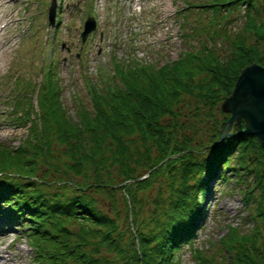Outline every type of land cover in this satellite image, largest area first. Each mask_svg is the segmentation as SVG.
Returning <instances> with one entry per match:
<instances>
[{
    "label": "trees",
    "instance_id": "1",
    "mask_svg": "<svg viewBox=\"0 0 264 264\" xmlns=\"http://www.w3.org/2000/svg\"><path fill=\"white\" fill-rule=\"evenodd\" d=\"M214 1L196 9L212 10L192 31L202 46L161 66L114 54L113 74L88 80L91 103L78 102L75 120L55 71L39 84L40 114L23 110L28 131L35 126L28 142H0V234H25L37 264H183L211 182L226 172L244 184L252 226L228 229L217 264H264V151L254 134L232 127L222 137L231 114L222 102L241 69L264 65V0ZM241 11V31H229Z\"/></svg>",
    "mask_w": 264,
    "mask_h": 264
},
{
    "label": "rangeland",
    "instance_id": "2",
    "mask_svg": "<svg viewBox=\"0 0 264 264\" xmlns=\"http://www.w3.org/2000/svg\"><path fill=\"white\" fill-rule=\"evenodd\" d=\"M52 1L0 0V16L2 9L8 14L6 19L0 20V27L4 26L0 34V142L11 149L27 143L34 132V124L28 131L22 122L25 120L23 110L32 105V117L40 114L37 90L39 84L49 83L50 70L55 71L54 81L59 85L61 99L75 120L78 102L86 106L91 103L88 80L102 81L113 74L114 54L156 66L177 59L185 49L203 44V36H194L192 31L198 24L197 17L209 19L212 10L205 9L208 14L205 16L196 9L218 2L56 0V18L61 22L54 24L57 25L55 28L48 19ZM89 7L90 15L98 20V28L82 42L81 30ZM183 7L186 8L182 10ZM183 13L188 15L187 23ZM262 16L264 18V14ZM231 19L227 29L241 31L245 21L243 11L234 12ZM216 43L219 52L229 49L222 36ZM20 113L23 115L19 116ZM62 149L56 143L55 150L60 153ZM61 155L64 156L62 152ZM226 173L230 177L228 180L211 182L204 223L195 241L179 251L183 264H202L199 253L209 259L208 264L221 263L225 252L222 240L228 229L236 227L245 231L252 226L241 188L244 184L235 182L237 175ZM54 176V173L50 174V177ZM1 254L4 256L0 264H37L30 243L21 232L0 234Z\"/></svg>",
    "mask_w": 264,
    "mask_h": 264
},
{
    "label": "water",
    "instance_id": "3",
    "mask_svg": "<svg viewBox=\"0 0 264 264\" xmlns=\"http://www.w3.org/2000/svg\"><path fill=\"white\" fill-rule=\"evenodd\" d=\"M57 15V3L53 0L48 11V19L51 25L55 24ZM96 28V18L89 16L81 32L84 42L88 34ZM222 109L230 112L223 128L222 137L233 132H245L254 134L260 140L264 151V65L258 62L245 65L236 80L232 92L222 102ZM244 119L245 127L242 126ZM162 163V162H161ZM159 163L154 168L161 165ZM144 178V177H142ZM141 178V179H142Z\"/></svg>",
    "mask_w": 264,
    "mask_h": 264
},
{
    "label": "bare ground",
    "instance_id": "4",
    "mask_svg": "<svg viewBox=\"0 0 264 264\" xmlns=\"http://www.w3.org/2000/svg\"><path fill=\"white\" fill-rule=\"evenodd\" d=\"M1 4H2V3H0V6H1ZM6 14H7V13H6V12H3V9H2V13H1V16H0V20H1V19H6V18H7V17H6ZM7 15H8V14H7ZM3 27H4V26L0 27V34L3 33V31H4V28H3ZM0 36H1V35H0ZM2 255L4 256V254H1V255H0V259L2 258Z\"/></svg>",
    "mask_w": 264,
    "mask_h": 264
}]
</instances>
